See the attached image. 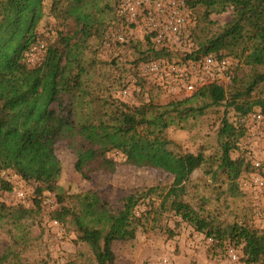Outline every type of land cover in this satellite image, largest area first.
<instances>
[{
    "label": "trees",
    "instance_id": "1",
    "mask_svg": "<svg viewBox=\"0 0 264 264\" xmlns=\"http://www.w3.org/2000/svg\"><path fill=\"white\" fill-rule=\"evenodd\" d=\"M228 1L232 17L221 25L212 19L208 1L184 0L196 15L189 35L194 47L178 52L167 42L172 39L154 40L156 31L143 40L118 29L133 28L139 19L129 20L123 0H0V230L9 237L0 264H25L31 226L43 215L66 226L76 243L89 246L96 264H117L115 246L137 237L127 209L147 198L150 213L157 203L153 194L160 198L156 209L181 216L212 240L211 250L235 246L245 264H264V227L255 224L241 184L242 176L260 165L235 155L246 134L242 119L264 115V0ZM45 15L55 21L48 35L37 31ZM112 41L116 45L110 48H116L103 54ZM42 44L38 60L26 64L27 50ZM129 53L133 57L126 59ZM210 54L232 59L235 70L240 66L237 77L229 83L209 81L164 103L153 90L149 101L139 103L117 95L130 90L131 73L146 81L139 75L146 63L171 62L175 55L174 63L200 62ZM204 130L197 147L173 135L186 132L192 139ZM39 144L49 153L75 157L79 183L93 178L83 167L89 153L119 156L168 182L126 195L119 209L98 189L63 191L55 183L48 186L54 195L48 202L39 173L28 178L34 189L30 198L8 201L17 185L11 169Z\"/></svg>",
    "mask_w": 264,
    "mask_h": 264
},
{
    "label": "rangeland",
    "instance_id": "2",
    "mask_svg": "<svg viewBox=\"0 0 264 264\" xmlns=\"http://www.w3.org/2000/svg\"><path fill=\"white\" fill-rule=\"evenodd\" d=\"M205 1L210 4L213 10L211 17L218 24L223 25L231 19L233 10L228 0ZM137 21L138 24L136 23L133 28L129 26H118L117 28L133 38L148 40V33L142 25L141 17ZM54 24L55 21L45 15L37 31L48 35L55 26ZM195 25L196 15L190 9L186 35L172 37V41H168L174 50L179 52L180 50H191L194 47V42L189 39V35L191 28ZM114 28L115 26H112L111 31ZM111 35L112 32H110ZM113 45H116L114 41L106 44L107 48L103 54H110L112 49L116 48V46L110 48ZM131 57L133 56L130 53L126 55V59H131ZM177 58L178 56L175 55L171 62L174 63ZM239 67L234 71L231 80L222 79L221 81L229 83L235 79L237 73L240 72ZM139 75H141V68ZM128 82L130 86L128 94H124L122 90L118 91L117 95L124 96L123 99L130 103L149 101L152 94L157 101L163 103L177 95H187L183 92L176 93L166 87H158L149 80L138 79L133 73L129 75ZM151 90H153L152 94H150ZM258 114L256 112L242 119L245 121L246 134L241 139L235 155L243 154L253 164L257 161L260 163L254 171L242 176L241 184L245 200H249L254 207L255 224L264 227V115L261 114L262 118L259 119ZM205 133L206 130L200 135L193 136L192 139H190L191 135L186 132H177L173 135L186 137L192 147H197L204 140L202 135ZM49 152L44 145H34L29 152L16 161L11 169V177H16V192L5 199L17 202L20 199L18 193L21 191L24 192L26 199L30 198L34 189L28 178L36 177L39 173L43 176L39 183L44 185V196L48 202H52L51 197H54L53 191L51 192L48 186L55 183L57 186L62 185L63 191L67 189L77 191L80 186L81 188L98 189L103 198L119 209L124 208L123 198L126 195L147 191L155 184L162 182V179L163 184L168 182V179H164L161 174L136 170L124 164L119 156L89 153L84 157L83 167L93 178L79 183L80 174L72 163L75 157L67 154L58 156ZM167 161L166 166L170 163V158ZM157 196L158 194L152 196L157 203L150 213L147 212L151 208L147 198L141 199L135 207L127 209L126 218L137 227V237L115 246L118 253L117 264H245L240 248L229 246L226 251L211 250L212 240L183 221L181 216L174 212L156 209L160 202ZM45 216L43 215L37 223L31 226L33 239L31 245L23 253L25 264H66L68 262L96 264L92 261L93 250L89 246L76 243L73 232L62 223L58 225L51 223ZM8 245L7 233L0 230V251L4 252ZM231 250L237 254L236 260L229 255Z\"/></svg>",
    "mask_w": 264,
    "mask_h": 264
},
{
    "label": "built area",
    "instance_id": "3",
    "mask_svg": "<svg viewBox=\"0 0 264 264\" xmlns=\"http://www.w3.org/2000/svg\"><path fill=\"white\" fill-rule=\"evenodd\" d=\"M122 9L131 21L141 17L142 25L147 33L153 31L157 35L156 41L164 42L180 36L185 32L188 24L189 10L184 0H123ZM116 35L119 40H124V34ZM168 42V41H167ZM44 44L33 45L26 52V64L38 60ZM39 53V54H38ZM235 62L229 58H219L215 54L205 56L200 62L172 63L165 60L149 62L141 67V76L145 80L154 82L158 86L166 87L174 92L190 94L199 86L216 79L231 80L235 71ZM128 94V90L122 91ZM179 93V94H180ZM261 119L262 115L258 114ZM256 165H260L257 161ZM25 197L23 191L18 193ZM51 223L58 225L57 220L46 218ZM229 255L236 260L237 254L231 250Z\"/></svg>",
    "mask_w": 264,
    "mask_h": 264
}]
</instances>
